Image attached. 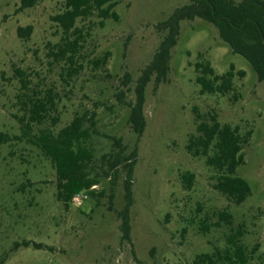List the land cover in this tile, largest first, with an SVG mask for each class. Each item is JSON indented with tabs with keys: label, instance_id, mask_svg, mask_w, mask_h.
I'll return each instance as SVG.
<instances>
[{
	"label": "rangeland",
	"instance_id": "obj_1",
	"mask_svg": "<svg viewBox=\"0 0 264 264\" xmlns=\"http://www.w3.org/2000/svg\"><path fill=\"white\" fill-rule=\"evenodd\" d=\"M116 1L117 21L103 27L96 18L78 21L85 37L83 69L69 79L51 55L61 33L50 17L61 0L25 9L20 0H0V264H196L197 255L220 251L237 231L253 253L250 264H264V83L213 25L198 17L182 20L167 80L155 85L152 76L144 88L145 126L136 135L126 104L135 101L137 79L165 35L160 23L189 0ZM26 26L29 34H18ZM106 51V64L93 66ZM197 61H207L217 74L232 64L233 90L201 94ZM15 68L59 94L55 130L74 113L94 112L97 134L90 146L97 161L112 151L110 137L120 138L127 153L136 150L129 241L117 215L125 202L123 171L112 189L102 179L91 188L95 196L80 193L68 207L57 199L53 165L21 135L14 117L22 114ZM195 110L206 119L215 111L220 123L237 125L241 133L252 130L236 170L251 187L240 204L212 187L205 158L186 149L196 134ZM184 173L193 174L190 188ZM221 211L231 214L230 223L219 218Z\"/></svg>",
	"mask_w": 264,
	"mask_h": 264
},
{
	"label": "trees",
	"instance_id": "obj_2",
	"mask_svg": "<svg viewBox=\"0 0 264 264\" xmlns=\"http://www.w3.org/2000/svg\"><path fill=\"white\" fill-rule=\"evenodd\" d=\"M42 0H20V9L35 6ZM116 0H61V9L50 17L60 31V38L51 55L55 62H62L61 71L69 79L75 78L83 69L84 47L83 24L96 18L100 27L106 20L117 21ZM201 18L213 25L220 39L232 52L242 56L255 72L257 79L264 83V0H189L186 4L174 8L170 15L160 23L165 35L160 41L151 61L143 68L137 79L134 94L135 101L126 104L129 107L128 122L136 135L144 130L143 115L144 88L151 77L155 85L168 78L170 50L175 45L179 23L182 20ZM30 26L19 27L18 34L27 35ZM109 52L93 59V66H104ZM196 83L201 94H227L233 90L235 76L233 65L223 74H217L207 61H197L194 65ZM14 74L19 87L15 95L21 115H14L20 125L21 135L37 147L49 159L55 170L56 197L65 207L80 194L95 196L91 189L102 179L110 181L113 188L119 174L123 171L125 202L117 211L122 238L129 241L132 204V179L136 150L127 153L120 138L110 137L113 148L97 161L94 158L90 139L97 134L94 112L74 113L72 119L63 127L55 130L58 121L56 102L59 94L53 85L41 89L38 83L31 81V73L15 68ZM243 75V71L237 72ZM197 120L196 134L188 139L186 149L192 156H202L213 171L215 182L212 187L235 204L242 203L251 193L246 180L236 174L237 168L244 163L243 146L249 142L252 130L240 131L237 125L220 123L217 113L212 111L208 119L195 110ZM182 182L190 188L192 173H184ZM113 194V193H112ZM110 194L111 199L113 195ZM219 218L230 223L231 214L219 212ZM242 233L237 231L228 238L226 246L212 254L197 255L196 264H250L253 259L251 250L241 242Z\"/></svg>",
	"mask_w": 264,
	"mask_h": 264
},
{
	"label": "built area",
	"instance_id": "obj_3",
	"mask_svg": "<svg viewBox=\"0 0 264 264\" xmlns=\"http://www.w3.org/2000/svg\"><path fill=\"white\" fill-rule=\"evenodd\" d=\"M79 195V194H78ZM78 195H76L75 197H77Z\"/></svg>",
	"mask_w": 264,
	"mask_h": 264
}]
</instances>
